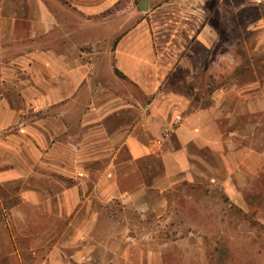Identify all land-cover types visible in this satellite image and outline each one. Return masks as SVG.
Masks as SVG:
<instances>
[{"label":"crops","instance_id":"1","mask_svg":"<svg viewBox=\"0 0 264 264\" xmlns=\"http://www.w3.org/2000/svg\"><path fill=\"white\" fill-rule=\"evenodd\" d=\"M121 1L0 0V264H27L25 254L33 264H211L204 248L213 242L198 224L169 239L159 233L168 222L125 226L107 208L122 198L143 216L170 215L175 202L167 195L185 185L211 192L219 185L231 202L225 218L239 212L243 227L246 217L264 214L247 198L263 199L254 192L264 177V142L249 144V124L235 130L232 123L264 118V90L255 92L259 109L249 90L228 108L238 85L218 73L219 32L207 21L213 0H156L124 37L114 25ZM171 22L180 24L169 30L177 45L155 46ZM107 23L119 40L110 71L146 103L107 90L106 67L93 59L106 54L98 46ZM78 33L85 40L77 41ZM202 77L216 84L208 104L190 89ZM155 159L162 170L149 183L139 167ZM37 231L53 239L42 244L25 234Z\"/></svg>","mask_w":264,"mask_h":264},{"label":"rangeland","instance_id":"2","mask_svg":"<svg viewBox=\"0 0 264 264\" xmlns=\"http://www.w3.org/2000/svg\"><path fill=\"white\" fill-rule=\"evenodd\" d=\"M146 2L148 1H121L120 7L123 12L121 17L118 18V22L114 23L116 27H120L121 36L124 37L128 35V33L137 27L140 22L147 20V16L151 9L152 11L156 9L155 7L158 3L156 0L154 3H150L149 1L147 5ZM144 3L146 5L145 8L143 7ZM207 16L208 23L219 32L217 46L219 54L216 60L219 64L218 73H226L227 76L226 78L222 76L223 79L225 78L228 83L233 81L238 85V88H236L238 92L234 91V97H232V101L229 103L228 108L232 107V109H234L235 105L240 106L238 102L241 100V91L249 90L251 92V100H254L251 104L254 103L255 109H259L255 92L257 88L262 91L264 90V0H213L207 7ZM110 25L111 27H109ZM179 25L175 22H171L163 26L162 30L164 31L161 36L167 37H163L161 39L163 42L161 41V43L155 39V46L156 42L158 46L163 45L165 48L176 46L177 44H174V42L170 43L173 41L172 37H170L173 33L169 32V30L172 27L175 29L179 27ZM111 30H113V24L107 23L106 39L98 46L101 48L99 53L106 52V54L93 57L95 63L100 62L106 67V84H109L107 90L111 94L116 93L122 96L127 94L133 95L139 100L140 104L146 103L143 102V96L137 88L127 83L125 78L120 74L115 73V75H112L110 71L113 64L111 53L119 41L117 37L110 38L111 34H118L117 28L114 29V32H111ZM88 34L90 41L97 39V33L88 32ZM85 38V34L78 33L75 39L80 42L85 40ZM101 42L102 41H100V43ZM195 46L194 44V47ZM90 49L92 50L93 48ZM214 59L215 58H213V60ZM204 62L206 64L210 63V56H207ZM218 73L217 75H219ZM196 82L198 87H192L190 89L193 90L194 94L197 92V98L202 104H208L206 101L209 100V96L214 91L216 84L214 83V85L213 82L208 81L206 77L198 78ZM258 82H260L262 86L257 87L259 84L255 85V83ZM217 83H221L220 78L217 80ZM208 84L210 87H208ZM233 89L235 90V88ZM176 91L184 93L185 89L176 88ZM78 110H80V108ZM227 122L226 126L228 128L231 121L227 120ZM232 123L235 130H240L246 123L249 124L251 132L249 144L258 146V144L264 142L263 117L251 115L247 120L237 116V118H233ZM149 165L153 166L152 169L149 168ZM90 169L95 172L98 168L92 167ZM139 169L150 183L153 175L162 170L161 162L158 159L154 161L148 160L140 164ZM92 178L95 180V176H92ZM42 186L43 188L49 189L51 185L42 183ZM89 186L92 188L91 183L88 187ZM85 187H87L86 184ZM257 188L258 189L254 193H260L263 199L257 201L253 196H250V194L247 195V198L249 197V200L251 199V205H253L254 208H261L264 207V177ZM11 191L14 190L11 189ZM184 195L192 197V201L185 199ZM167 197L171 203L175 202L173 204L175 210H172V214H167L162 217H158L156 214L143 216L144 213L140 209L130 211L129 205H127L125 199L123 200L122 198L111 201L107 204V208L113 214L111 218H116V220L122 222L125 226H128L130 223L168 222V229L159 233L161 236H164V238L169 239L178 238L181 234L183 236L186 226L193 227L194 223L198 224V226L202 228V230L200 229V234H206L207 238H211L213 242L211 246L209 245L207 248H204V254L211 258V264H264V230L259 221V219H264V214L258 215L255 213L251 214L249 217L245 216L248 221L246 220L247 223H244L245 225L243 227L241 225L240 213L232 211L230 213V221H228V219L225 218V208H230L231 202L225 197L219 185L212 192L210 188L204 184L199 183L193 186L185 185L184 187L178 188L177 192H171ZM231 208H234V206L232 205ZM210 210H212L211 212L213 213H209ZM177 211L180 213L177 214ZM219 226H221L223 230L219 229ZM247 227L249 230L246 229ZM118 231L120 233V231H122L121 228H119ZM105 232L107 234H112L113 230L109 227L108 232L106 229ZM145 232L146 231L140 230L138 233L144 235ZM26 233H30L32 238L36 237L34 241L37 243L48 244L50 239H53L49 237L51 232L37 231L25 232V234ZM18 234L19 233L15 232V236ZM129 234L135 235V232L130 231ZM127 249H129V247H127ZM104 253L105 257H109L110 253L108 251ZM24 256L27 260V264H33L28 254ZM12 264H15L13 263V259Z\"/></svg>","mask_w":264,"mask_h":264}]
</instances>
